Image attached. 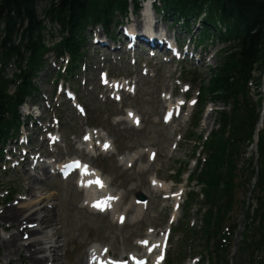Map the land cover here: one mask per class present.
Instances as JSON below:
<instances>
[{"label":"rangeland","instance_id":"374dc122","mask_svg":"<svg viewBox=\"0 0 264 264\" xmlns=\"http://www.w3.org/2000/svg\"><path fill=\"white\" fill-rule=\"evenodd\" d=\"M142 1L138 0L140 4ZM41 8L42 4L39 11ZM130 11L132 7L126 19L120 18V24L125 25L126 21L137 26L142 24V9L137 17ZM151 14L159 21L158 27L161 29L172 23L171 19L165 20V23L160 21L155 11L151 10ZM172 27L171 33L178 36L179 41L184 40V49L188 50V54L179 60L142 43L124 53L127 43L116 26L111 29L115 30L114 42L108 40L107 46L95 43L98 36L105 34L100 27L88 29L85 33L83 63L77 73L66 77V84L74 90L76 99H67L63 92L67 87L61 88L62 81L55 83L60 65L50 57V65L35 80L40 94L18 109L21 120H28L20 131L24 136L28 135V141L21 138L10 142L5 156L0 158V219L2 213L12 206L21 207L25 203L26 210L27 203L34 198L28 196L31 188L36 196L42 195L41 205H47L49 216L54 221L59 264H93L88 254L92 246L99 248L102 259L118 261L123 256H138L147 258L144 264H152L149 250L152 248L153 255L157 253L161 241L165 239L167 241L161 247L163 260L166 258L173 264H198L194 258H199L202 242L194 237L184 242L182 237V227L185 225L188 224L191 229L201 225L197 211L200 203L191 205L187 196L190 186L186 178L195 169L196 159L202 158L199 151L195 156L193 154L195 137L208 134L215 127V110H221L224 106L207 103L197 127L192 130V112L196 109L194 101L199 86L189 81L186 72L194 71L206 79L209 71L217 66V51L221 46L210 42L200 47L203 54L198 62L195 58L199 53L196 57L190 55L199 38L198 24L190 26L188 32L186 26ZM49 30H52L54 37H58L57 28L47 26V43L51 39ZM134 60L137 61L134 63ZM105 72H108L110 83L120 80L128 82L122 94L110 90L109 85H102L100 77ZM259 90L264 94V81ZM251 93L255 102L256 90L252 88ZM183 98L186 102L177 122L164 120L172 101H183ZM73 104L81 106L83 111H78ZM34 105L38 108H32ZM129 111L135 112L139 126L133 127L126 119ZM27 113L31 115L30 119H26ZM39 114L40 118L37 117ZM87 133L90 134L92 146L82 143ZM103 139L111 142L116 153L101 152L98 144ZM256 144L257 141L244 155L245 158L253 157L255 167L258 160ZM30 148L33 149L30 151L32 155L41 153L42 156H49L47 161L56 165L78 159L85 166L100 170L109 180L112 197L116 198L110 210L87 207L86 194L80 191L76 174L63 180L59 175L47 173L49 178L46 179L42 165L39 169L26 172L30 162L24 165L21 160ZM139 150L143 152L136 154L137 159L130 166L120 161L125 153H137ZM183 167L188 173L176 183L173 174ZM239 167H245L244 160ZM241 179L245 182V177ZM253 183L254 180H251L236 193L237 203L231 217L239 223V228L228 256V261L233 264H242L244 260L245 264L247 262L242 250L247 225L242 215V202L253 203L248 190ZM139 195L145 199V206L141 210L134 203ZM14 228L8 227L5 232L0 228V234H12ZM154 242L157 243L153 247ZM12 256L7 263L0 245V264H29L24 252L20 257ZM163 260L160 264H164Z\"/></svg>","mask_w":264,"mask_h":264},{"label":"trees","instance_id":"16d2710c","mask_svg":"<svg viewBox=\"0 0 264 264\" xmlns=\"http://www.w3.org/2000/svg\"><path fill=\"white\" fill-rule=\"evenodd\" d=\"M131 6L135 12L140 9L138 0H0V158L23 123L18 108L40 93L35 80L50 65V57L61 66L56 82L77 73L85 58L87 29L100 26L113 36L112 27L120 24ZM154 7L162 19H173V24H198L199 46L208 42L221 46L217 66L206 79L186 72L189 81L199 86L192 130L207 103H220L224 108L215 110L216 125L210 133L194 139L193 154L200 150L202 158L187 176L189 185L195 183L188 197L191 205L200 203L201 225L182 227L183 241L194 237L202 242L200 264H230L228 256L239 226L231 217L236 193L257 176L248 188L254 204L242 202L247 222L242 250L246 264H264V121L257 133V166L253 157H244L260 120L264 0H158ZM47 26L56 27L58 35L55 38L49 30L48 43ZM253 87L258 96L255 102ZM242 160L244 168L239 167ZM185 168L174 172L176 182L187 172ZM168 264L173 262L168 260Z\"/></svg>","mask_w":264,"mask_h":264},{"label":"bare ground","instance_id":"6f19581e","mask_svg":"<svg viewBox=\"0 0 264 264\" xmlns=\"http://www.w3.org/2000/svg\"><path fill=\"white\" fill-rule=\"evenodd\" d=\"M142 13L143 19H146L148 22L149 20H154L153 17H151V13L144 9L140 12ZM142 31L152 34L151 29H139L137 34V37H135L134 41V48L137 47L138 44L143 43L144 40H142ZM134 32L129 33L130 37H134L135 35H132ZM162 37L163 35L160 34ZM101 37L98 36L97 41L100 40ZM146 42V41H144ZM162 53H165L164 50L161 51ZM128 83V82H127ZM126 83L123 82H114L112 84L113 88H115L116 93L119 95V93H123L124 87H126ZM116 95V96H118ZM166 101V100H165ZM182 102L180 99L173 100L171 105H169L168 108V114H170L172 108L176 109L177 107L181 108L180 104ZM133 117L135 120H137V116L135 115V112L129 111L128 116ZM179 116H173L170 123H176ZM125 120H123L124 122ZM126 122V121H125ZM136 121L133 120L132 125H136ZM260 128V126H259ZM97 132H95L96 134ZM94 134V135H95ZM100 142V141H99ZM98 142V143H99ZM83 144H87L88 146L91 145V138L90 134H87L84 138ZM97 143V144H98ZM100 146V150L103 153H116V150L114 146H112L111 142L108 140H103L101 143L98 144ZM92 148V147H91ZM31 149L28 151V153L25 154L23 163L27 164L29 163V158L33 152H30ZM142 153L143 151H138L137 153H125L123 157L120 159L123 160L125 165L130 166L131 162H134L137 157L136 154ZM35 158V157H34ZM46 160V158H45ZM47 161V160H46ZM44 162V159H38L33 163L32 161L29 163L32 167H30L26 172L31 170H34L35 168H39L40 165L43 166L42 169L46 171V179L49 177L47 176V173L49 174V171L51 170L53 173L56 170V165L51 162L52 164L47 166ZM51 167V169H49ZM59 168H61L59 166ZM80 175L81 178L78 181V185L81 191L85 192L86 194V201H87V207L91 209H101V210H110L113 202H115V197H112V193L109 191L108 185L109 180L104 177L100 170L87 167L84 164L80 165ZM38 174V173H37ZM152 193L154 194V189H152ZM28 196H31L33 199L29 200V204L27 203V209H24L25 203H22L21 207H15L12 206L10 208H7L1 215L0 219V228H2L1 231L5 232L8 227H15L14 233L9 235H2L0 234V245L2 246V254L4 256L5 261L8 263L12 255H17L18 257L21 256V254L24 252L26 257L25 259L29 264H59V259L57 255V238L55 237V228L53 227V220L49 216V209H47V205H41L42 201H40L42 195L36 196V193H33V189H30V192ZM39 198V199H38ZM135 207L138 210H141L145 203L140 201H135ZM113 210V209H112ZM127 212H130L127 209ZM122 221V220H121ZM25 235H27L25 237ZM24 237L26 239H24ZM157 242H154L153 245L156 246ZM161 253V250H159ZM161 254L155 253L152 255V264H160L161 261ZM101 252L98 247L92 246L91 250L89 252L90 261L93 262V264H139L138 257H121V259L118 261V263L110 262L108 260H104L101 257ZM22 264V263H21ZM84 264V263H83Z\"/></svg>","mask_w":264,"mask_h":264},{"label":"water","instance_id":"95a60500","mask_svg":"<svg viewBox=\"0 0 264 264\" xmlns=\"http://www.w3.org/2000/svg\"><path fill=\"white\" fill-rule=\"evenodd\" d=\"M256 179H257V177H256ZM139 199L140 200H143L144 199V197L142 196V195H139ZM233 261V260H232ZM233 264V263H232ZM242 264H245V260L243 261V263Z\"/></svg>","mask_w":264,"mask_h":264}]
</instances>
